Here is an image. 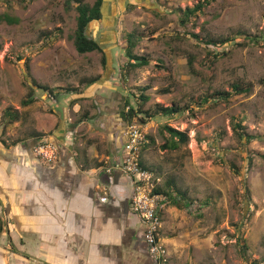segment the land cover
Instances as JSON below:
<instances>
[{
  "label": "rangeland",
  "instance_id": "rangeland-1",
  "mask_svg": "<svg viewBox=\"0 0 264 264\" xmlns=\"http://www.w3.org/2000/svg\"><path fill=\"white\" fill-rule=\"evenodd\" d=\"M198 1L104 0L101 19L86 29L101 45L102 65L99 52L79 54L66 38L74 12L64 10V0H0V140L9 145L34 132L52 141L68 125L67 144H92L111 155L119 150L125 126L117 110L124 98L135 107L136 88L144 86L143 109L179 108L137 123L144 134L138 158L151 190H165L171 180L184 203L191 200L175 207L157 193L163 204L159 239L170 263L264 264V0H208L179 23L172 10L181 13ZM124 32L139 35L132 51L148 62L126 72ZM193 34L230 40L213 48ZM210 50L216 57L206 65ZM96 75L97 82L79 83ZM30 79L50 92L33 87V102L21 105ZM232 81L249 83L250 91L210 96L227 91ZM6 107L17 111L15 121L2 118ZM236 119L253 136L249 141L232 129ZM162 125L185 132L187 141L166 148Z\"/></svg>",
  "mask_w": 264,
  "mask_h": 264
},
{
  "label": "crops",
  "instance_id": "crops-1",
  "mask_svg": "<svg viewBox=\"0 0 264 264\" xmlns=\"http://www.w3.org/2000/svg\"><path fill=\"white\" fill-rule=\"evenodd\" d=\"M68 131H56L50 162L31 153L38 133L0 140V264H153L128 208L129 178L103 171L117 151L77 149Z\"/></svg>",
  "mask_w": 264,
  "mask_h": 264
},
{
  "label": "trees",
  "instance_id": "trees-1",
  "mask_svg": "<svg viewBox=\"0 0 264 264\" xmlns=\"http://www.w3.org/2000/svg\"><path fill=\"white\" fill-rule=\"evenodd\" d=\"M208 2V0H199L196 4H194L192 7H184L183 11L179 13L180 11L172 10L177 13L179 23L183 24L184 21H186L188 18L194 16L197 12H199ZM104 0H92L90 3L83 1V0H64V10H73L74 12V27L66 35V38L71 42L74 50L79 53H86L91 51H97L101 54L100 62L102 65L105 63V55L102 51L100 43L97 42V40L91 36H89L86 33L87 26L96 23L99 21L102 17V8H103ZM73 4V5H72ZM48 33L43 36H46ZM48 36V35H47ZM46 36V37H47ZM194 38L201 40L205 45L213 46V48L221 47L225 42L230 40V38H222V37H199L197 34L192 35ZM247 38V41H253V39L250 36L245 35ZM244 37V38H246ZM139 40V35L133 32H124L122 35V47L124 50L123 53V63L122 66L125 69V72L128 70H132L134 68L144 66L146 65L147 59L144 56L136 55L133 53V48L136 45V43ZM241 45L243 42H240ZM211 51V50H210ZM208 54L211 56L206 58L205 64L209 65L212 63L213 59L216 57L215 52L211 51ZM187 63H191V57H187ZM24 68L27 69V63L25 62L23 64ZM98 81V75L94 77H83L79 80L80 84H87L90 85L94 82ZM100 82V81H99ZM259 83L264 84V79H259ZM33 87L39 88L43 91L50 92L49 87L45 85H40L36 83L33 79H30V87L29 91L27 93L26 98L21 99L20 104L21 105H27L34 100L33 96ZM146 89V87H137L136 91L138 93L139 103L136 104L135 107L129 104L128 100L126 98L123 99V102L120 104L117 114L118 117L126 124H137V123H144L149 118L153 117V115L158 114L162 116H169L179 110L178 107H175L173 105L169 106H162V105H156L154 107L153 112H149L148 109H143L142 105L147 100V95L143 93V91ZM160 92H167L166 89L159 90ZM250 91V84L249 83H243L241 81H232L229 83V88L227 91H214L210 96L216 100L223 98L226 99L229 96L232 95H238V94H247ZM202 100L205 101L206 97H202ZM140 114H142L140 116ZM2 118L10 121H15L18 118L17 111L15 109H12L10 107H6L2 112ZM162 131L161 135L164 138V145L166 148H175L178 146V144H183L187 141V135L183 131H179L177 129H174L172 127H169L168 125H162L161 126ZM232 129L236 133L238 138L244 137V141H249L250 138H253L252 135L246 134L243 132L242 126L240 124V120L236 119L232 122ZM164 131V133H163ZM34 136V135H33ZM36 139L37 137L34 136ZM35 140H33L34 142ZM33 142H30L32 145ZM30 145V146H31ZM163 145V146H164ZM249 160V159H248ZM141 163V162H140ZM249 163V161H248ZM247 163V164H248ZM230 168L235 169L233 164L229 163ZM141 167L144 168V166L141 163ZM152 193H159L164 195L168 199V203L177 207H187L188 203H191V200L184 203L185 197L183 193L175 186V184L170 180L166 181V187L165 190H159L158 188H153Z\"/></svg>",
  "mask_w": 264,
  "mask_h": 264
},
{
  "label": "built area",
  "instance_id": "built-area-1",
  "mask_svg": "<svg viewBox=\"0 0 264 264\" xmlns=\"http://www.w3.org/2000/svg\"><path fill=\"white\" fill-rule=\"evenodd\" d=\"M122 132L119 150L104 166L103 171L109 173L111 169H117L129 178L128 208L143 228L142 237L147 254L153 264H171L166 247L159 239L162 198L159 194L152 193L149 172L139 163L138 150L144 142V134L137 124H126ZM31 153L43 162L55 159V148L48 140L34 142Z\"/></svg>",
  "mask_w": 264,
  "mask_h": 264
},
{
  "label": "clouds",
  "instance_id": "clouds-1",
  "mask_svg": "<svg viewBox=\"0 0 264 264\" xmlns=\"http://www.w3.org/2000/svg\"><path fill=\"white\" fill-rule=\"evenodd\" d=\"M36 139H38V137H37ZM38 140H48V138H43V137H41V138L38 139ZM38 140H37V141H38ZM48 141H50V142L52 143V145L54 146V148H55V145L53 144V142H52L51 140H48ZM34 142H36V140H35ZM34 142H33V143H34ZM33 143H32V144H33ZM55 155H56V149H55ZM139 163H140V161H139ZM140 165H141V163H140ZM143 169H144V168H143ZM145 170H146V169H145ZM146 171H147V170H146Z\"/></svg>",
  "mask_w": 264,
  "mask_h": 264
}]
</instances>
